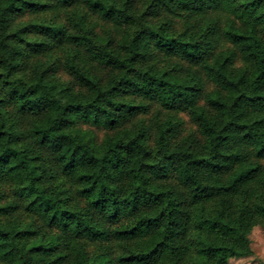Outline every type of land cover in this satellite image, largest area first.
I'll list each match as a JSON object with an SVG mask.
<instances>
[{"label":"trees","instance_id":"trees-1","mask_svg":"<svg viewBox=\"0 0 264 264\" xmlns=\"http://www.w3.org/2000/svg\"><path fill=\"white\" fill-rule=\"evenodd\" d=\"M256 226L264 0H0V264H228Z\"/></svg>","mask_w":264,"mask_h":264},{"label":"rangeland","instance_id":"rangeland-1","mask_svg":"<svg viewBox=\"0 0 264 264\" xmlns=\"http://www.w3.org/2000/svg\"><path fill=\"white\" fill-rule=\"evenodd\" d=\"M171 27L174 30H178L181 26H182V22L183 19L181 17H176V18H172L171 20ZM99 24H101L99 22ZM107 26V25H106ZM227 45L224 44V41H220L218 42L217 45V50L223 49L225 48ZM157 64L158 67H163V66H171L173 64H176V66L178 65V67H180V69L178 70V75L183 76L186 72L188 71H196L198 72V70L185 66L180 62H177V60L173 57H168L165 56L163 54H159L157 56ZM95 72L99 74L100 69H98L97 67H95ZM199 73V72H198ZM200 74V73H199ZM201 75V74H200ZM55 78L59 81H68L69 80V76L68 74L61 70L58 71L55 74ZM207 84L205 85V89L206 90H210L211 89V85L206 82ZM156 108V107H153ZM152 113H149L147 115L144 116L143 119H145V121L150 122L151 118H152ZM181 117L184 120V124H183V128L179 134V137H182L183 135H185L187 132L189 131H195V127L194 125H192V123H190V121H188V118L185 115H181ZM101 135V134H99ZM2 189L6 192L9 193V186L8 185H2ZM249 241H250V249H251V254L247 257H243V258H232L228 260V264H264V227L261 226H256L254 227L251 232L248 235Z\"/></svg>","mask_w":264,"mask_h":264}]
</instances>
